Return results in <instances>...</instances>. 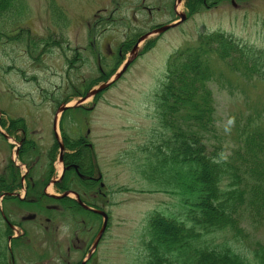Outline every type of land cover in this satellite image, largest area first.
I'll use <instances>...</instances> for the list:
<instances>
[{
    "label": "rangeland",
    "instance_id": "rangeland-1",
    "mask_svg": "<svg viewBox=\"0 0 264 264\" xmlns=\"http://www.w3.org/2000/svg\"><path fill=\"white\" fill-rule=\"evenodd\" d=\"M51 1L26 0L30 8L25 25V31H29L27 38L19 45L13 42L5 48L0 45V111L8 119L23 118L27 123L28 138L35 141L36 147L38 145L39 155L33 160L31 172L39 181L44 180L50 170L46 155L55 147L53 123L59 107L65 105L63 101L70 99L66 105L76 103L81 99L76 95L84 93L85 87L99 77L100 68L104 71L112 69L120 45L130 35L139 34L136 38H140L153 31L155 26L168 25L179 19L180 14H186L184 3L176 6L177 0H54L64 14V19H58L52 17ZM186 21L150 38L156 43L147 52L142 50L146 42L143 43L126 74L98 99L86 102L85 112L76 108L66 113L62 125L73 138L88 137L96 155L94 177L102 175L99 186L103 183L106 195L88 194L85 199L111 215L110 229L93 264H143L140 255L144 248V217L154 211H180L175 196L148 193L156 187L146 178L156 172V160L150 157L154 156L156 146L163 142L156 133L159 127L153 117V95L164 79L168 59L183 47L197 46L201 35L215 31L227 33L254 48V52L264 50V0L235 5L225 3ZM40 39L50 45L45 44L46 49L41 48L42 52L30 55L29 40ZM95 50L105 58L101 64L91 55ZM123 57L125 62L131 52ZM213 64L216 72L210 89L215 98L217 133L216 139L210 135L208 138L212 142H208L211 151L226 158L238 146V124L245 125L249 117H253L250 123L256 127L264 116V81L257 76L250 78L233 72L216 57H213ZM262 127L263 124L260 129ZM1 130L5 132L4 128ZM57 130L62 143V133ZM15 147L17 145L13 148L0 135V175L9 159L15 157ZM58 154V149H54L53 174L61 172ZM21 169L25 175L26 167ZM49 187L53 189L50 192L57 194L52 184ZM122 187L130 192H118ZM10 204L18 205L16 202ZM23 206L26 210H40L36 205ZM2 209L5 210L4 204ZM6 210L20 225L17 228L24 232L22 241L28 247L15 248L17 264H65L70 260L68 219L59 216L51 219L53 212L42 209L43 215H36L35 220L22 221L28 211L17 210L13 214L11 205H7ZM72 215L76 220L75 233L82 230L80 224L84 220L97 219V215L79 209ZM101 226L102 222L97 223L88 237L79 234L84 253L76 256V262L87 254ZM241 228L248 235V242L242 247L258 241L264 244V224H251L244 215ZM6 229L0 217V236ZM4 240L10 247L7 236Z\"/></svg>",
    "mask_w": 264,
    "mask_h": 264
},
{
    "label": "trees",
    "instance_id": "trees-1",
    "mask_svg": "<svg viewBox=\"0 0 264 264\" xmlns=\"http://www.w3.org/2000/svg\"><path fill=\"white\" fill-rule=\"evenodd\" d=\"M53 1L50 2L52 17L64 19L62 10ZM230 1L248 0H186L185 5L189 16H193ZM29 10L26 0H0L2 48L11 42L22 44L27 38L29 31H25V25ZM16 32L19 34L13 35ZM137 35L120 46L113 68L102 71L99 78L85 87L84 93L76 92L77 97L85 96L92 87L109 80L123 63L125 53L132 50ZM155 43V39L149 40L143 52L152 49ZM28 44L30 55L46 49L45 44L50 45L43 39L29 40ZM213 57L225 62L233 72L250 78L257 76L264 81V50L254 52V48L222 31L201 35L197 46L183 47L168 59L164 79L153 95V117L159 127L156 133L163 142L150 157L156 160V172L146 178L156 187L149 192L169 193L181 208L178 212L154 211L146 215L144 248L140 255L143 264H264V244L258 241L242 247L248 242V235L241 228L244 215L251 224H264V116L256 127L250 123L253 117L245 125L238 124L239 143L230 156L223 158L211 151L208 141L211 143L212 139L208 137L216 139L217 133L215 98L210 89L216 72ZM0 125L12 136L28 132L24 119L11 120L8 127L3 118ZM31 144L27 139L24 142L19 154L22 163L27 164ZM82 144V141L70 140V150L78 151L70 158L79 164L80 171L93 176L94 172L82 165L88 150ZM57 148L55 145L51 153ZM51 158L53 161L54 156ZM19 174V169L9 161L6 175L0 179V191L13 188ZM6 176L9 187L4 186ZM76 184L88 189L97 186L96 182L77 181ZM119 191L130 192V189L122 187ZM58 203L64 208L69 204L80 208L73 199L64 198ZM0 264H8L6 247L1 245Z\"/></svg>",
    "mask_w": 264,
    "mask_h": 264
},
{
    "label": "flooded vegetation",
    "instance_id": "flooded-vegetation-1",
    "mask_svg": "<svg viewBox=\"0 0 264 264\" xmlns=\"http://www.w3.org/2000/svg\"><path fill=\"white\" fill-rule=\"evenodd\" d=\"M97 33L98 31H94ZM74 53H78L77 50L74 51ZM91 55L94 57V59L98 58L99 63L104 61L103 57L101 56V53L97 50L91 51ZM85 112V111H84ZM23 119V118H19ZM8 122V127L10 126V121ZM61 124H59L60 131L62 133V139L63 143L65 145V151L63 153V166L64 167V172L63 174H53L54 173V165L53 162H51L53 156V153L50 154V157H48L49 153L46 155V159L49 160V167L50 170L48 171V175H46L44 180L39 181V179H35L34 174L31 172V169L33 168L35 162L33 163L34 159H37L38 156H35L34 159L28 158L27 163L29 164V171L23 175L21 173L20 168L19 169V178L17 181V184L13 188H8L6 190L0 191V197L3 195V204L5 205V211L1 213V219L4 221V225L7 228L6 229V234L7 236V241L11 242L12 245L15 246V248L19 247H25L28 248L24 242L21 240L25 236L24 232L15 231V228L18 226L20 227L19 224L14 222L10 216L9 213L6 210V206L9 205L11 202H16L17 204H10L12 206V213H16L17 210H25V207L23 205H36L40 210L34 212H27V214L22 217V221H27V220H35L37 216L43 215L41 212L42 209L48 210L50 212H53V215L50 217L51 219H54L56 217H63L68 219L69 222V227H70V246L68 247V256H70V260H67L65 264H83V262H86V259L88 255L91 253V248L92 245L94 244L95 239L97 238L99 231L94 238L89 251L87 254L84 255V258L78 262H76V258L83 254V248L80 247V244L82 240L79 238V234L81 233L83 236H90L91 231L93 230V227L97 224L96 219H88V221H85L81 223L82 230L80 231L77 230V233H75V225H76V220L74 216L72 215L73 211L75 210V207L69 206L67 208L62 207L58 201L62 199H57L54 196L56 195H65L68 194L69 196L67 197L68 200L70 201V192H75L78 193L79 196H87L88 194H91L92 196H95V194L103 195L105 196L106 194L103 192V189L100 187H103V183H100V187L96 186L94 189H88V188H79L77 187L76 182H94L93 180L101 179L102 175L100 177H92L88 172L85 170L80 171L77 166L79 167V164L72 160L70 158L71 155L77 154V150H70V140L72 141H82L83 144L81 145L82 148H88V150L84 153V161L82 162L83 166H86V170L90 172H94L95 175V165H96V155L94 153L93 145L91 142H89L88 137H78V138H73L70 136V134L67 133V131L64 128L63 123V116L61 117ZM7 131V130H6ZM8 133V132H7ZM89 133V132H88ZM9 136L13 137L15 140L21 143L20 146V151L23 148L24 142L27 139V135L25 132H18L15 136H12L8 133ZM17 137H20V139H17ZM30 149L35 152L38 149V145L36 147L35 141L32 142V144L29 146ZM19 151V154H20ZM51 151V149H50ZM49 151V152H50ZM56 161V160H55ZM15 166V165H14ZM16 167V166H15ZM84 168V167H83ZM70 171L73 173L70 176ZM6 175V170L2 171V174L0 175V179ZM6 183V184H5ZM5 183L4 186L9 187V181H8V176L5 177ZM53 186L57 194H54V192H50L48 190L49 185ZM10 189H13L12 191H9ZM7 194H15V196H9ZM37 215V216H36ZM33 217V218H32ZM111 219V215H109ZM97 218H99L97 216ZM102 219V217H101ZM49 221V219H46ZM103 223V219H102ZM48 229V228H47ZM110 229V224L108 225V229L106 233ZM78 231H80L78 233ZM106 235V234H105ZM105 237V236H104ZM104 239V238H102ZM77 243V244H76ZM102 243V240L98 242L96 249L92 255L91 258H89L86 262V264H93L94 259H95V254L97 253L98 248L100 247ZM10 258H9V263L10 264H17L16 259H15V254L14 251H12L11 247H8L7 250ZM77 256V257H76ZM92 261V262H91Z\"/></svg>",
    "mask_w": 264,
    "mask_h": 264
},
{
    "label": "water",
    "instance_id": "water-1",
    "mask_svg": "<svg viewBox=\"0 0 264 264\" xmlns=\"http://www.w3.org/2000/svg\"><path fill=\"white\" fill-rule=\"evenodd\" d=\"M181 20L182 21H185L186 20V16L185 15H181ZM179 24L180 23L177 22V23L172 24V25L164 26V27L159 28L156 31H154V33L155 34L164 33V32L168 31L171 28L177 27ZM151 35H152V33L147 34V35L141 37L138 40L137 44L135 45V47L133 48V50L131 52V57L124 63V65L116 72V74L108 82L99 85L96 89H93L92 91H90L85 97L81 98L76 103H73L71 105H66V106H63V107L59 108L58 113H61L62 114L63 112H65V111H67L69 109H75V108H78V107H82L87 101H89L93 97L97 96L99 93L105 91L111 85H113L115 82H117L127 72V70L130 67V65L137 58L139 45L141 43L145 42ZM55 124H56V122H55ZM56 137L58 138L57 135H56ZM6 138H9V137L6 136ZM60 151H61L60 161H62V159H63L62 154H63V151H64V146L63 145H61ZM15 156H16V158L18 156V151L17 150H16V153H15ZM73 195H74V199L84 209L89 210V211H93V212L97 213L98 215L104 217V223H103V226L101 228V231L99 232V235H98V238H97V241H96V242H99L101 240V238L103 237V235L105 233V230L107 228V225H108V215L106 213L100 211V210L93 209V208L87 206L86 204H84L82 202V200L80 199V197H79L78 194L73 193ZM68 196H69L68 194H65L62 197H68ZM62 197H59V198H62ZM96 246H97V243L95 244V247ZM83 264H85V262Z\"/></svg>",
    "mask_w": 264,
    "mask_h": 264
},
{
    "label": "bare ground",
    "instance_id": "bare-ground-1",
    "mask_svg": "<svg viewBox=\"0 0 264 264\" xmlns=\"http://www.w3.org/2000/svg\"><path fill=\"white\" fill-rule=\"evenodd\" d=\"M61 169H62V168H61V165H59V170L61 171ZM51 190H52V189L49 188V191H51Z\"/></svg>",
    "mask_w": 264,
    "mask_h": 264
}]
</instances>
